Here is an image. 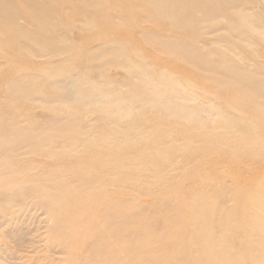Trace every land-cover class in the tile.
<instances>
[{"label":"rangeland","instance_id":"1","mask_svg":"<svg viewBox=\"0 0 264 264\" xmlns=\"http://www.w3.org/2000/svg\"><path fill=\"white\" fill-rule=\"evenodd\" d=\"M153 1L0 0V264H228L222 215L264 246V0Z\"/></svg>","mask_w":264,"mask_h":264},{"label":"bare ground","instance_id":"2","mask_svg":"<svg viewBox=\"0 0 264 264\" xmlns=\"http://www.w3.org/2000/svg\"><path fill=\"white\" fill-rule=\"evenodd\" d=\"M153 2L155 4L158 3L160 8L166 13V15L169 18L178 15V18H177L178 22L177 23L183 24V27L192 26V24H190L189 22L190 21H194V22L196 21L197 17H195L192 20L186 19L187 17H192L194 14V11L196 9H201L203 12L205 11V13L211 14L212 8L215 5H217L218 7H221L223 5L222 0H154ZM71 93H72V90L71 89L68 90V94H71ZM231 196L232 195H230V197ZM225 206H227V205H225ZM235 219L236 218L234 215H230V217H227V218L223 217V215L220 216L218 221H217V224H219V227L216 224V228H213L212 234L214 237L216 236V238H219L221 244L224 245V247H225L224 251L226 252L227 260L229 261L228 264H246V262L249 260H255L256 258H260V253L261 254L264 253V246L262 247V244L259 243L256 246L257 248H259V251H257L255 248V245H256L255 240L250 239V240L245 242L244 240H237L238 238L237 239L234 238L236 227H233L232 222ZM259 222H260V224L262 223L260 220L250 217L249 220H243L242 226H244L245 228L247 226V227H250L252 229L260 230L262 232L261 228L259 227L260 226ZM224 226H228V228H231V227H233V228L229 229L230 232H227V230H225V231L223 230ZM239 227L240 226H238L237 228H239ZM252 229H250V230H252ZM217 232H218V235H217ZM245 233H246V230H245ZM253 233H254V231H253ZM262 233L264 234V230ZM212 234H211V236H212ZM248 234H249V232H248ZM260 235L261 234L259 233V236ZM230 238L237 240V243H239V245L237 247H235V246L232 247L229 244L230 241L228 240ZM247 238H249V236H247ZM241 243H243V244H241ZM245 245H247V247L249 245L254 247L255 251L257 253H254L253 251L252 252L246 251V249L244 247ZM262 258H264V256H262ZM262 263L264 264L263 260H262Z\"/></svg>","mask_w":264,"mask_h":264}]
</instances>
